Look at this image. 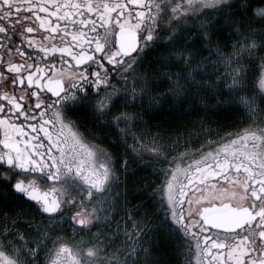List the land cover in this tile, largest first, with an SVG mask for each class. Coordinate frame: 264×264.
I'll return each mask as SVG.
<instances>
[{
	"label": "snow or ice",
	"instance_id": "snow-or-ice-1",
	"mask_svg": "<svg viewBox=\"0 0 264 264\" xmlns=\"http://www.w3.org/2000/svg\"><path fill=\"white\" fill-rule=\"evenodd\" d=\"M257 60L264 0H0V264H264Z\"/></svg>",
	"mask_w": 264,
	"mask_h": 264
},
{
	"label": "flooded vegetation",
	"instance_id": "flooded-vegetation-1",
	"mask_svg": "<svg viewBox=\"0 0 264 264\" xmlns=\"http://www.w3.org/2000/svg\"><path fill=\"white\" fill-rule=\"evenodd\" d=\"M35 35L42 38L43 35H44V30H38L35 33ZM35 51L37 53V56H42V53L39 51V49H35ZM54 55H55V59H56L57 65H58L59 64V61H60V54L59 53H56ZM68 59H70V58H68ZM47 63H49V65H50L51 62L50 61H47ZM93 66H95V65H93ZM0 87H4L7 90H11L10 81L0 80ZM29 95H30V93H29ZM34 103H35V100L33 98V104ZM73 118L74 119H78L79 123L81 124V131H84L85 129L91 127L90 123L86 119H84L83 117L77 116V117H73ZM18 122L21 123V125L24 127L26 134L35 135V133H32V131L27 128V124L32 122L31 119H29V120L26 121V120H24V118L21 117V118H19V121ZM35 122L37 123V126L39 127V123H40L39 119H37V121H35ZM0 136H2V133H0ZM40 137L41 138H44L42 132L40 133ZM44 139H45V146H47L46 138H44ZM106 146H110V145H106ZM29 179H31V177H29ZM164 180H165V177H164L163 173H162V177L161 178H159V177L156 176L157 183H154L152 185V187H155L156 185L163 183ZM41 183H42L43 187H48L51 182H41ZM196 196H199V193H197ZM193 199H195V197H193ZM185 208H187V201H185ZM36 220L41 221L42 224H48V220H47L46 216H39V215H37L36 216ZM222 231L223 230H215V229H212V232L213 233L222 232ZM62 234L65 235V236H71L72 235L71 227L70 226L67 227ZM77 238H79V236ZM194 243L195 242L193 241V243L191 245V247H192L193 250H192V253L190 255L188 254V249L186 247L184 248V253H185L184 256H185V260H186V263L187 264H196V260L194 259V257H195ZM51 246H52V242L49 241V247H51ZM46 252H47V249H45L44 252H41L40 253V262H41V264H47L46 255H45ZM172 252H175V251L172 250Z\"/></svg>",
	"mask_w": 264,
	"mask_h": 264
},
{
	"label": "trees",
	"instance_id": "trees-1",
	"mask_svg": "<svg viewBox=\"0 0 264 264\" xmlns=\"http://www.w3.org/2000/svg\"><path fill=\"white\" fill-rule=\"evenodd\" d=\"M220 99H224V97H219ZM216 96L207 100V105L209 108L213 107L214 101L216 100ZM233 114L232 108H227L224 106H221L220 108L216 109L213 112H209L208 114L205 113L203 110V105L199 103H193L192 104V111L187 115L182 117L184 120H198L200 117H203L204 119H212L215 120L216 123L212 125L213 128L217 127L218 125H225L231 123V118ZM236 127L235 124H232V128H224L223 131H230L233 130ZM155 131V129H153ZM223 131L221 133H223ZM167 259L170 261V264H173L174 262V254L172 251H170Z\"/></svg>",
	"mask_w": 264,
	"mask_h": 264
},
{
	"label": "rangeland",
	"instance_id": "rangeland-1",
	"mask_svg": "<svg viewBox=\"0 0 264 264\" xmlns=\"http://www.w3.org/2000/svg\"><path fill=\"white\" fill-rule=\"evenodd\" d=\"M249 69H250V77H251V80H252L253 84L258 87L259 86V80L262 77H264V65H262L257 60L256 61V64L254 66L249 65ZM219 87L222 89L223 88V85H220ZM215 96L217 98L218 94L213 95V97H215ZM224 99H226V97H224ZM194 102L201 104V101H200L199 98L194 99L193 103ZM215 103H216V100L214 101V104ZM222 134L223 133H221V135ZM212 138L215 139V137H212ZM203 139H207V138L205 137ZM202 142H203V140H193L192 145L194 147H199L200 143H202ZM180 150H183V148H181ZM158 177L161 178L162 177V173ZM149 179L152 181V185L154 183H157L156 176H151V177H149ZM140 193L143 194L146 197H150L151 196V189L150 188H144V187H142L140 189ZM129 198L131 199V197H129ZM133 203H135L134 200H133ZM174 251L175 252H173V254H174V258L175 259H174L173 264H187L186 263V260H185V256H184V254H185L184 253V248H176Z\"/></svg>",
	"mask_w": 264,
	"mask_h": 264
}]
</instances>
